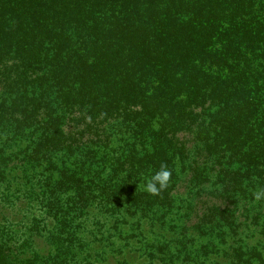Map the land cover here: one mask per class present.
<instances>
[{
  "label": "trees",
  "instance_id": "1",
  "mask_svg": "<svg viewBox=\"0 0 264 264\" xmlns=\"http://www.w3.org/2000/svg\"><path fill=\"white\" fill-rule=\"evenodd\" d=\"M11 162L0 264H13L4 229L21 203L27 212L18 185L38 203L32 228L47 230L34 211L57 215L83 169L144 170L146 184L161 163L171 179L160 195L128 182L119 195L162 202L165 220L182 184L186 216L210 202L229 264L264 261V0H0V163ZM69 233L62 247L77 249Z\"/></svg>",
  "mask_w": 264,
  "mask_h": 264
},
{
  "label": "rangeland",
  "instance_id": "2",
  "mask_svg": "<svg viewBox=\"0 0 264 264\" xmlns=\"http://www.w3.org/2000/svg\"><path fill=\"white\" fill-rule=\"evenodd\" d=\"M6 166L0 163V171L15 165L11 162ZM80 174L81 183L60 193L59 200L66 205L53 208V211L59 210L57 215L40 208L34 211L38 221H48L47 230L32 228V208L38 203L27 198L29 186H17L27 212L21 203L13 216V232L4 229L8 240L6 255L13 258V264H40V261H45L42 264H229L223 237L211 231L206 223L204 213L210 202L200 199L186 216L182 184L173 189L175 200L167 218L162 220L158 215L164 210L163 203L149 201L151 195L144 191V170L123 167L116 172L102 171L93 176L83 169ZM121 182L132 183L136 188L131 187L130 192L136 195L140 190L139 194L146 193L149 200L135 201L122 192L119 195L116 186ZM2 184L7 187L6 183ZM86 198L88 200L83 201ZM72 202H75L72 222L57 225L60 214L65 213L66 206ZM175 225L183 228L180 236ZM69 231L66 241L82 239L77 249L62 247V237ZM14 253L17 257H13ZM3 263L5 261L1 260ZM253 263L264 264V261L255 253Z\"/></svg>",
  "mask_w": 264,
  "mask_h": 264
},
{
  "label": "clouds",
  "instance_id": "3",
  "mask_svg": "<svg viewBox=\"0 0 264 264\" xmlns=\"http://www.w3.org/2000/svg\"><path fill=\"white\" fill-rule=\"evenodd\" d=\"M171 179V171L165 163H161L159 171H157L145 184L144 191L150 195H160L165 190ZM261 191H264L262 189ZM257 200L260 199L259 194H254Z\"/></svg>",
  "mask_w": 264,
  "mask_h": 264
}]
</instances>
